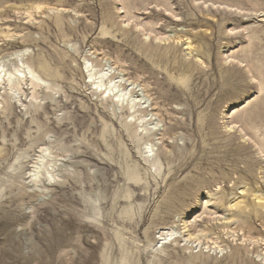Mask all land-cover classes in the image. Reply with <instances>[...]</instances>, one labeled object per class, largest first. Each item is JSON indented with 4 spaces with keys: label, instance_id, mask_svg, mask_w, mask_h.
Listing matches in <instances>:
<instances>
[{
    "label": "rangeland",
    "instance_id": "1",
    "mask_svg": "<svg viewBox=\"0 0 264 264\" xmlns=\"http://www.w3.org/2000/svg\"><path fill=\"white\" fill-rule=\"evenodd\" d=\"M5 61L0 264H264V0H0Z\"/></svg>",
    "mask_w": 264,
    "mask_h": 264
},
{
    "label": "bare ground",
    "instance_id": "2",
    "mask_svg": "<svg viewBox=\"0 0 264 264\" xmlns=\"http://www.w3.org/2000/svg\"><path fill=\"white\" fill-rule=\"evenodd\" d=\"M3 63V62H2ZM0 63L1 65H0V68H3L2 70H1V73L2 72H4V70H5V67H7V64L8 63H6V61H5V63ZM30 68V67H29ZM21 72V71H20ZM22 72H24L25 73V70H22ZM31 73H32V71H31ZM15 76L17 77H24V75L22 74V75H18V74H15V73H13L12 71H6V73H5V76L4 77H8V81L9 82H12L13 80H14V78H15ZM32 76V75H31ZM108 76V75H107ZM35 76L33 75V78H34ZM37 77V76H36ZM19 78V79H20ZM112 79V78H111ZM111 79H109V81L111 80ZM113 79H115V78H113ZM103 81V80H102ZM116 81V80H115ZM115 81H113V82H115ZM112 82V81H111ZM118 83V82H117ZM110 84V83H109ZM101 85H102V83H101ZM108 85V84H107ZM106 85V86H107ZM120 85V84H119ZM103 86V85H102ZM121 87H122V85H120ZM112 88H114V87H112ZM108 88H106V90H105V93H106V91H108L107 90ZM115 89H116V85H115ZM113 89H110V91H112ZM109 92V91H108ZM111 93V92H110Z\"/></svg>",
    "mask_w": 264,
    "mask_h": 264
}]
</instances>
